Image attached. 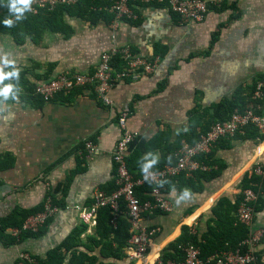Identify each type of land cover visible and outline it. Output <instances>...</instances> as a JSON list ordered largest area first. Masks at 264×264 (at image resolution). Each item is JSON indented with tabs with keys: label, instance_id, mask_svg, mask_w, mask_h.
Returning <instances> with one entry per match:
<instances>
[{
	"label": "crops",
	"instance_id": "crops-1",
	"mask_svg": "<svg viewBox=\"0 0 264 264\" xmlns=\"http://www.w3.org/2000/svg\"><path fill=\"white\" fill-rule=\"evenodd\" d=\"M212 2L225 7L208 9L199 23H183L167 5H142L139 24L133 22L137 18L91 24L67 17L73 28L69 39L45 33L37 43L28 38L19 45L0 30V70L18 72L7 79L15 95H0V155L8 153L16 159L14 168L0 174V217L17 207L40 206L49 193L62 203L40 235L11 246L0 244V264H17L21 253L44 259L82 225L79 208L93 206L95 191L114 181L112 154L121 137L118 116L122 110H129L128 126L137 135L150 139L163 131V137L173 142L188 130L189 111L197 104L213 111L221 100L232 99L239 86L248 92L264 75V0ZM114 45L128 46L149 58L161 55L159 66L138 79L117 82L109 92L110 105L87 90L72 102L56 98L40 104L34 99L35 86L60 73L96 71L102 54ZM4 53L12 64L4 65ZM164 79L165 87L157 91ZM262 134L260 140L222 139L214 153L223 166L218 177L190 183L189 195L182 199H177L181 192L177 188L166 192L173 210L149 213L143 219L144 226L157 230L148 260L163 257L185 226L204 241L221 199L240 203L244 178L253 174L255 166L264 167V130ZM88 142L94 150H87ZM229 142L231 146H226ZM83 152L84 170L75 173ZM161 155L157 149L156 157ZM262 182V206L255 211L250 229L262 231L254 250L264 261V177ZM236 210L230 217L236 219ZM226 230L231 237L232 230ZM94 231L95 226H87L82 238ZM116 264L131 263L126 258Z\"/></svg>",
	"mask_w": 264,
	"mask_h": 264
},
{
	"label": "trees",
	"instance_id": "trees-1",
	"mask_svg": "<svg viewBox=\"0 0 264 264\" xmlns=\"http://www.w3.org/2000/svg\"><path fill=\"white\" fill-rule=\"evenodd\" d=\"M31 2V0H30ZM116 0H77L72 5H59L54 11H40L37 15H31L27 11L23 13V17L20 20H16L15 16L9 12L8 0H0V21L5 18L11 17L14 23L9 26L0 22V30L6 34H10L15 42L19 45H23L25 41L30 38L33 42L37 43L42 40L45 33L59 34L65 39H69L73 34V28L68 24L67 17L81 19L85 22L95 24L99 21H114L116 14L111 11V8L115 4ZM144 4L140 2H131V6L137 15V20L133 21L136 24L141 22L139 18L138 7ZM152 5L166 6L164 3H156ZM225 4H210L209 9L222 10ZM135 20V19H125ZM216 34H214V39ZM157 55H154V57ZM161 56V55H160ZM159 56V57H160ZM162 57V56H161ZM160 57V58H161ZM116 69H123L126 66L125 61L118 56L114 60ZM264 75L260 76L262 79ZM7 79L0 81L1 84H8ZM166 79L160 81L157 85V91H161L166 85ZM257 82L250 87L248 92L243 86H239L232 99H224L215 104L214 110L202 109L199 104L193 107L189 111V126L187 131H181L175 141L171 142L170 137H163L166 135L163 131L158 132L150 139H146L140 135L134 137L129 146V154L127 156V167L129 172L134 176H139L143 172L141 170V164L144 162V157L147 153H152L156 156V150L160 149L162 155L157 157V160L151 166L154 169L161 168L165 164L174 163L176 157L175 153L181 146L182 140H186L190 143H194L201 135L206 132L210 126L216 121H222L230 117L233 112L244 111L250 105H254L258 114H264V93L257 98H253L256 90ZM84 89H76L68 94H60L57 99H61L65 102H72L76 98V95L82 93ZM34 94V99H37L40 104L45 101L38 95ZM95 94V93H94ZM55 98V99H56ZM54 100V99H53ZM260 105L258 108L257 105ZM233 138H250V139H262L263 134L260 129L253 123H249L244 126L242 132H236ZM166 140L164 145L161 143L162 139ZM228 137H222L211 148V151L199 156V159L206 164L209 169H199L195 171L191 176H186L185 173L177 174L176 176L167 178L160 187L165 192H168L170 188H177L179 191L189 188V184L197 179L211 181L221 174L223 169L220 160L214 156L215 148L218 146L222 139ZM226 146H231V143H227ZM85 148V146H84ZM86 154L83 152L82 156L78 160L77 171L84 170L81 168L85 163ZM175 158V159H174ZM150 160L151 157H148ZM16 159L11 154L0 155V174L14 168ZM217 166V169H216ZM151 168V167H150ZM149 168V169H150ZM116 174V171H115ZM262 178L256 174H251L249 177H245L242 182V190L250 188L257 194V200L254 204L255 211L259 210L262 206L261 191H262ZM152 183L146 182L143 185L137 186L136 194L143 201L146 199H152L151 190ZM107 194H111L118 189L116 179L110 182L106 186L100 188ZM167 196V195H166ZM168 197V196H167ZM46 199H50L53 206L59 207L62 205L61 201L56 198L52 193H49ZM242 199V196L240 200ZM240 202V201H239ZM119 212L115 213L110 207H101L97 210L96 226L93 234H87L86 239L82 238V235L87 230V225L82 224L56 248L47 252L44 259L35 258L38 264H116L117 262L124 261L127 258L126 249L129 246L131 239V223L126 215V203L121 198L119 201ZM45 202L40 206L31 209L15 208L11 213L6 216L0 217V244L3 246H11L19 243L23 239L31 236L40 235L44 229L50 223L52 218H49L44 227L38 232H23L18 237H12L5 232L8 228H19L23 221L30 215L41 212L44 209ZM227 206V208H225ZM239 203L232 205L226 198H223L217 204L215 209L216 219L213 220L214 225L210 226L209 234L205 236L204 241H200L197 234H194L190 227L185 226L182 236L170 246V250L163 256L164 260L173 259L180 260L183 258V251L181 246L187 244H195L201 248L202 258L205 260L208 257L218 254L224 251L235 250L240 248L243 252L248 251L247 246H242V242L248 237L249 230L244 225L238 222L236 217H230V213L235 209H238ZM237 211V210H236ZM150 212H144L143 216L146 217ZM153 214L166 213L154 210ZM149 230H155L150 229ZM226 229L232 230L227 237L224 233ZM157 234V231H156ZM156 236V235H154ZM218 240V242H216ZM19 261V259H18ZM113 261V262H110ZM18 263V262H17Z\"/></svg>",
	"mask_w": 264,
	"mask_h": 264
},
{
	"label": "built area",
	"instance_id": "built-area-1",
	"mask_svg": "<svg viewBox=\"0 0 264 264\" xmlns=\"http://www.w3.org/2000/svg\"><path fill=\"white\" fill-rule=\"evenodd\" d=\"M76 1L31 0L30 8L27 12L31 15H37L40 11H54L59 5H72ZM131 2H140L144 5L166 2L171 12L177 15L183 23L203 22L209 9L208 6L213 4L212 0H116L111 8V11L116 14V22L118 20L137 18ZM118 56H121L126 63L123 69H116L114 65V60ZM160 59L159 56L149 58L135 54L128 46L114 45L102 54L100 64L93 73L84 74L66 71L37 84L34 92L44 101L49 102L60 94H68L82 88L87 91H93L104 104L110 105L112 101L109 92L117 82L127 79L135 80L143 74L152 73L158 68ZM263 93L264 77L257 81L253 98L260 97ZM257 107L259 108L260 105L258 104ZM128 115L129 110L124 109L118 116L121 137L118 139L112 154L118 189L111 194L97 189L94 193L93 206L90 208H79V217L82 224L88 227L96 226L97 210L101 207L108 206L113 212H119V201L122 198L126 203V215L131 223V239L126 249L127 259L131 264H264V261L259 259L254 250V247L263 238L262 231H251L250 229L255 215L254 204L257 200L256 192L250 188L243 190L242 199L237 210L238 222L249 230L248 237L241 244L248 247L246 252L237 248L214 254L204 260L201 248L190 243L181 246L183 258L180 260L168 259L167 261L163 257H158L150 261L148 260L150 244L157 230H149L143 224L144 212L152 213L154 210L159 209V211L169 213L173 210V205L160 187V183L180 173L192 175L199 169H209L199 159V156L209 153L213 145L222 137H230L236 132H242L244 126L249 123L256 125L262 132L264 130V114H258L255 106L250 105L242 112H233L227 119L214 122L194 143L182 140L181 146L175 153V162L165 164L158 169H149L152 175L148 179H145L144 173L134 176L127 167L129 146L136 136V133L128 126ZM86 148L92 151L94 150V145L88 142L86 143ZM253 173L264 177V167L255 166ZM146 182H150L153 185L151 190L152 199L142 201L136 194V188ZM58 211L59 207L53 206L51 200L47 199L41 212L28 216L19 228H8L5 232L12 237H18L23 232L36 233ZM193 233L196 234L195 231ZM18 259L17 264H38L27 253H21Z\"/></svg>",
	"mask_w": 264,
	"mask_h": 264
},
{
	"label": "clouds",
	"instance_id": "clouds-1",
	"mask_svg": "<svg viewBox=\"0 0 264 264\" xmlns=\"http://www.w3.org/2000/svg\"><path fill=\"white\" fill-rule=\"evenodd\" d=\"M30 8V0H8V9L9 12L12 13L15 16L16 20H20L23 17V13ZM5 25L11 26L14 23V20L11 17L5 18L3 21H0ZM8 53H4V59L3 63L5 66L12 64L13 61L8 58ZM18 72L16 69L8 72H4L0 70V81L6 79L9 76H17ZM14 85L9 83L5 84L2 87H0V95H2L4 98H7L10 93L15 95L13 91ZM148 157H151L149 160ZM157 160V157L153 155L152 153H147L144 157V162L141 164V170L145 174V179H148L149 176L152 175V173L149 172V168L152 164H154ZM174 190V186H173ZM189 195V192L187 189H182L180 192V196L177 199H182L184 197H187Z\"/></svg>",
	"mask_w": 264,
	"mask_h": 264
}]
</instances>
